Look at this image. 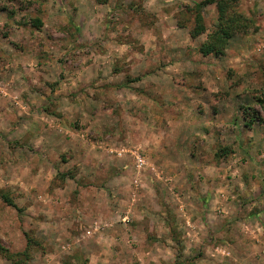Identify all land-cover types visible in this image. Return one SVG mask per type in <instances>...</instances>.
I'll use <instances>...</instances> for the list:
<instances>
[{
    "label": "rangeland",
    "instance_id": "374dc122",
    "mask_svg": "<svg viewBox=\"0 0 264 264\" xmlns=\"http://www.w3.org/2000/svg\"><path fill=\"white\" fill-rule=\"evenodd\" d=\"M196 1L0 0V242L16 259L264 264V0L237 1L250 28L218 56L200 52L214 4L190 33Z\"/></svg>",
    "mask_w": 264,
    "mask_h": 264
},
{
    "label": "trees",
    "instance_id": "16d2710c",
    "mask_svg": "<svg viewBox=\"0 0 264 264\" xmlns=\"http://www.w3.org/2000/svg\"><path fill=\"white\" fill-rule=\"evenodd\" d=\"M237 1L238 0H202L198 2L196 1L195 4L192 7H190V10L194 14V20H195V26L191 29L190 33L194 38L195 36L198 37L203 33H206L207 30L205 25L204 14H203L204 7L209 4H214L218 12L217 26L215 27V29L207 33V37L205 41L201 44L200 52L203 55L206 56L213 54L218 56L220 54H223L230 40L235 36V34L240 32H246L250 28L249 17H247L244 13L238 11L236 8ZM34 23L38 27H40L43 24L42 20L40 19H36ZM133 79L139 80L140 77ZM260 100L264 102V96ZM253 121H254L253 119H250L246 121L245 124L251 128ZM226 153H228V150L224 148L221 150V153L218 155L222 156ZM58 176L63 177L64 175L58 174ZM4 201L9 205L12 206L15 205L14 202L11 201V199L6 194H4ZM172 229L176 232L175 228ZM26 236L28 237L29 246L39 245L37 238L31 236L29 233H26ZM0 249L2 252H4V254L8 258L14 261V264H26V259L29 256L28 251L20 252V255L23 254L25 256V259L21 260L20 258L19 260L15 258V256L19 254H13L9 252L8 249L1 244V242H0ZM186 264H192V262L190 261L189 263Z\"/></svg>",
    "mask_w": 264,
    "mask_h": 264
},
{
    "label": "crops",
    "instance_id": "0c3cea01",
    "mask_svg": "<svg viewBox=\"0 0 264 264\" xmlns=\"http://www.w3.org/2000/svg\"><path fill=\"white\" fill-rule=\"evenodd\" d=\"M139 77H140V76H139ZM136 78H138V77H136ZM140 79H142V78L140 77ZM140 79H139V80H134V79H133V80H134V81H140ZM114 82H115V81H114ZM112 85H114V84H113V82H112V80H111L110 82H105L102 86L107 88V87H111ZM116 85H118V86H123V85H125V83L122 82V81H120L119 83L117 82ZM63 114H64V113H63ZM37 150H38V153H36V152L34 151V149H33L32 152H33V154L36 156V160H35V161H36L37 166H38L37 168H40L39 165L42 164L43 162L45 163V161H44L43 159L40 158L41 155L43 156V154H42V153H43L42 148L39 147V148H37ZM39 155H40V156H39ZM25 165H26V163H25ZM33 168H34V166H33V167H30V164H27L26 166H24V172L27 171L28 169H33ZM37 168H36V169H37ZM52 169H53V168L50 167L49 170H48V171H45V172H40V170H38V171H37V170H34V172L37 171V174H38V175H41V182H40V183L45 182V178H46V180L49 178V172L51 173V170H52ZM38 175H37V176H38ZM50 178H51V177H50ZM50 178H49V179H50ZM49 179H48V180H49ZM36 180H37V179H36V177H35L34 181H36ZM30 181H31V179H30ZM38 184H39V183H38ZM253 188H255L256 190H258V195H259V193H261V192L264 191V189L260 186V184L255 185ZM91 198L93 199L92 201L95 203V202L97 201V199L99 198V195L92 196ZM259 200L262 202V199H259ZM97 204H98V203H95L94 206H95V207H98ZM98 208H100V207H98ZM79 210H80V209H79ZM42 211H43L44 213H48V214L51 213V211L53 212L52 207H51V209L49 210V209H47V206L43 207V208H42ZM82 211H83L85 214H87V216H89V215H94L95 213L98 214V213H97L98 211H96V210H95V211H88V210H86V209H82ZM262 213H263V212H262ZM96 214H95V215H96ZM256 215H261L260 210L258 211V213H256ZM95 248H98V246H96ZM92 251H93V253H92V254H93V255H92L93 257L98 255V250H97V249H94V250H92ZM92 256H91V257H92ZM108 256H109V255H108ZM97 259H98V260H96V259L93 258V260H96V261L101 260L100 258H97ZM108 259H109V258L106 257V258L104 259V261L107 262ZM43 264H45V263L43 262Z\"/></svg>",
    "mask_w": 264,
    "mask_h": 264
},
{
    "label": "built area",
    "instance_id": "2783aa9c",
    "mask_svg": "<svg viewBox=\"0 0 264 264\" xmlns=\"http://www.w3.org/2000/svg\"><path fill=\"white\" fill-rule=\"evenodd\" d=\"M134 153V155L136 156V158H137V166L138 167H142L143 165H144V163H145V160H144V158L140 155V154H137V152H133ZM101 228V226L99 225V224H95V226L93 227V229L94 230H98V229H100ZM87 233H88V235H89V233H92V230L91 229H89V230H87Z\"/></svg>",
    "mask_w": 264,
    "mask_h": 264
}]
</instances>
